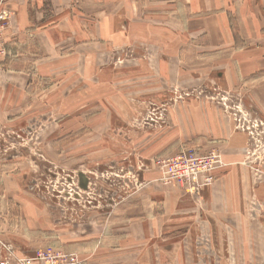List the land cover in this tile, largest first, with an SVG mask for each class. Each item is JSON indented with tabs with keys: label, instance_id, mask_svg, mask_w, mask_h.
I'll list each match as a JSON object with an SVG mask.
<instances>
[{
	"label": "rangeland",
	"instance_id": "1",
	"mask_svg": "<svg viewBox=\"0 0 264 264\" xmlns=\"http://www.w3.org/2000/svg\"><path fill=\"white\" fill-rule=\"evenodd\" d=\"M44 2L43 12L22 25L10 0H0L6 16L0 18L1 70L11 62L15 67L24 54L34 90L28 102L0 115V264H15L7 248L21 257L75 255L83 264H264V50L250 56L259 43L248 48L247 67H232L235 85L224 86L225 65L211 67L208 56L202 62L199 55L188 56L192 67L186 69L161 63L147 46L141 54L125 49L106 58L79 48L83 41L49 38L58 18L50 0ZM163 67L183 71L174 79ZM212 69L220 72L215 81ZM187 149L215 152L223 166L210 185L188 191L193 195L186 202L179 201V191H168L163 203L171 231L164 239H137L121 254H108V261L89 248L81 253L84 244L73 241L71 252L53 243L20 250L33 214L25 208L21 215L22 198L39 201L30 207L42 206L55 229L71 225L73 235L98 236L99 225L119 207L172 187L157 160ZM205 187L210 190L202 193ZM180 213L184 224L174 231L170 224ZM125 225L115 226L134 229L133 235L143 231Z\"/></svg>",
	"mask_w": 264,
	"mask_h": 264
},
{
	"label": "crops",
	"instance_id": "2",
	"mask_svg": "<svg viewBox=\"0 0 264 264\" xmlns=\"http://www.w3.org/2000/svg\"><path fill=\"white\" fill-rule=\"evenodd\" d=\"M10 2L18 10L16 19H19V24L22 25H29L34 21L29 18L40 15V11L43 12L45 9L44 0H10ZM50 2L58 21L55 22L51 31L53 33L49 38L60 41H83L79 48L95 49L97 51H92V55L106 58L120 55L125 49L141 54L147 46L157 51L161 63L179 62L180 67L186 69L192 65L187 59L188 56L199 55L201 62L208 56L212 59L211 67L223 64L229 72H225L223 79L220 80L224 86H233L237 81L232 77V67H236V70L238 67H247L246 60L249 57L246 55H250L248 48L259 43L260 47L253 52L255 55H250L255 58L258 54L262 55L264 50V0H50ZM72 32L75 35H72ZM245 51L248 53L240 54ZM19 56L22 58L17 60L16 66L19 67H14V62H11L12 66L2 72L0 65V115L4 111H10L15 103L28 102L29 92L34 91L30 89L29 76L25 74V71L30 70L31 67L23 66V63L26 65L30 59H24V54ZM255 64L258 66L257 62ZM163 68L174 79H179L183 71L176 69L177 67ZM212 70L215 81L220 72L216 69ZM171 71L174 72V76H171ZM190 81L191 79L181 82L188 84ZM4 102L7 103L6 106ZM226 129V126H223L221 135L227 134ZM219 134L218 131L216 135ZM226 161L232 162L231 158ZM232 174L233 172L226 178H230ZM237 175L236 172V178ZM210 187H205L202 193L210 190ZM225 188L228 190L227 187ZM173 189L179 191L181 197L178 196V199L181 202L192 198L193 194L188 193L182 186H165L160 189L163 192L148 193V196L146 194L121 207L118 206L117 212L114 211V217L106 219L99 225L98 236L89 234L88 231L73 235V231L77 230L72 229L71 225L62 227L63 229H55L53 220L46 219L48 215L42 206H39L40 210L31 208V202L25 203V199L22 198L19 202L22 205L21 215L25 216L26 210V214L29 211L33 214L31 219L27 217L30 235L22 236L24 239L19 240L18 245L23 251L30 245L39 247L53 243L71 252L68 244L71 241L79 242L84 244L80 248L81 253L89 248V253L92 252L95 258L105 256L108 261V254L115 252L121 254V248L135 244L137 239H151L155 234L158 238L164 239L170 229L165 216L166 203H163V200L167 199L168 191ZM35 203L41 204L39 201H33L31 204L35 205ZM180 216H184V213L175 215L176 223L170 224L176 227L174 231H180L178 226L184 224V219ZM126 223L135 229L143 228V231L134 232L133 235L134 229L115 226ZM91 226L98 227V224ZM85 227H89L88 224H85ZM143 232L147 235L145 236ZM123 254L130 253L126 251ZM114 258L115 256L111 260Z\"/></svg>",
	"mask_w": 264,
	"mask_h": 264
},
{
	"label": "built area",
	"instance_id": "3",
	"mask_svg": "<svg viewBox=\"0 0 264 264\" xmlns=\"http://www.w3.org/2000/svg\"><path fill=\"white\" fill-rule=\"evenodd\" d=\"M0 18L5 19L6 16L0 13ZM4 36L1 28L0 54L5 46ZM157 164L161 165L166 185H179L192 193L196 190L199 191L203 186L210 185L214 180L212 173L223 166L217 153L211 152L207 155H201L196 149H187L173 159H159ZM5 248L7 247L5 246ZM7 249L15 264H83V261L75 255L40 253L33 257H21L15 251Z\"/></svg>",
	"mask_w": 264,
	"mask_h": 264
},
{
	"label": "water",
	"instance_id": "4",
	"mask_svg": "<svg viewBox=\"0 0 264 264\" xmlns=\"http://www.w3.org/2000/svg\"><path fill=\"white\" fill-rule=\"evenodd\" d=\"M82 180H83L84 183L86 182L85 176L82 177Z\"/></svg>",
	"mask_w": 264,
	"mask_h": 264
},
{
	"label": "bare ground",
	"instance_id": "5",
	"mask_svg": "<svg viewBox=\"0 0 264 264\" xmlns=\"http://www.w3.org/2000/svg\"><path fill=\"white\" fill-rule=\"evenodd\" d=\"M208 186V185H207Z\"/></svg>",
	"mask_w": 264,
	"mask_h": 264
}]
</instances>
